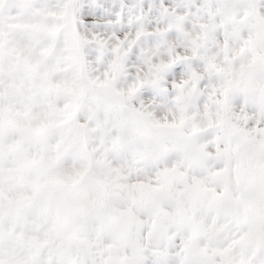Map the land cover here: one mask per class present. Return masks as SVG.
<instances>
[{
    "label": "snow or ice",
    "instance_id": "snow-or-ice-1",
    "mask_svg": "<svg viewBox=\"0 0 264 264\" xmlns=\"http://www.w3.org/2000/svg\"><path fill=\"white\" fill-rule=\"evenodd\" d=\"M0 264H264V0H0Z\"/></svg>",
    "mask_w": 264,
    "mask_h": 264
}]
</instances>
